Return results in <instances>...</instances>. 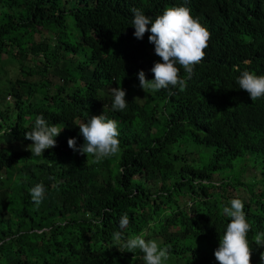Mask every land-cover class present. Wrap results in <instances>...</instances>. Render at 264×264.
Masks as SVG:
<instances>
[{
  "label": "trees",
  "instance_id": "1",
  "mask_svg": "<svg viewBox=\"0 0 264 264\" xmlns=\"http://www.w3.org/2000/svg\"><path fill=\"white\" fill-rule=\"evenodd\" d=\"M179 6L210 32L205 57L191 78L177 65L184 91L143 93L139 105L130 85H140L141 70L154 79L162 61L150 33L134 37L130 10L154 20ZM244 70L264 75V0H0V182L16 160L33 174L0 194V264H138L144 254L122 245L140 233L169 247L167 264H218L213 245L230 221L222 206L238 188L252 193L241 184L252 165L260 191L244 209H253L251 264H261L264 248L252 238L264 232V98L252 102L239 88ZM117 86L127 92L124 111L112 108ZM102 114L118 124L113 156L96 161L59 147L40 163L23 151L39 115L80 147L76 121ZM40 183L37 206L30 189Z\"/></svg>",
  "mask_w": 264,
  "mask_h": 264
},
{
  "label": "clouds",
  "instance_id": "2",
  "mask_svg": "<svg viewBox=\"0 0 264 264\" xmlns=\"http://www.w3.org/2000/svg\"><path fill=\"white\" fill-rule=\"evenodd\" d=\"M130 11L133 13L134 37L142 40L146 33H150L148 41L154 45L155 55L162 62H155L151 68L154 75L152 80L146 78L143 70L138 72L140 84L138 87H141L143 92L138 89L134 98L130 92L129 100L138 103V99L143 97V104H145L143 93L147 96L148 93L169 89L170 87L184 91L187 82L186 79L180 76V68L177 65L183 68L188 78H191L194 67L201 63L205 57V49L208 47L211 36L210 32L201 25L198 18L192 16L190 8L186 6L167 7L154 20L145 15L141 9L132 8ZM149 25H151L150 28ZM237 83L240 89L248 93L252 102L264 98V75H257L254 72L244 70L240 72ZM111 94L113 97V110L124 111L128 105L126 90L121 86L112 87ZM171 94L169 92V95ZM76 124L84 138V143L80 147L76 146L74 138L60 139L58 137L64 127L62 128L58 124L50 125L43 115L37 116L33 129L25 133L24 139L31 141V143L26 142L22 146L23 151L29 152L32 159L40 163L47 156L53 155L59 147L64 149L69 147L81 155L94 157L96 161L113 156L120 151L118 124L115 120L106 118L104 114L91 115L85 119H78ZM260 138L264 142V135H260ZM242 157L247 156L243 155ZM11 170L13 171L11 178L5 179L4 183L0 182V194L8 193L12 185L15 186L19 179L29 183L33 178V174L17 160L15 163L12 162ZM244 172L241 184L244 188L247 185H252L253 190L251 194L244 189L234 190L231 194L234 198L229 199L222 206V214L227 216L230 221L226 222L224 226L226 230L220 236L218 247L216 248L213 245V257H215L218 264H251L253 249L248 239L251 225L248 222L247 214H253V209H246L249 211L246 212L244 202L249 196L260 191V188H258L260 186L254 183L256 179H259V171L252 165ZM246 173L255 174L248 177ZM45 192L46 189L43 183L30 189L34 204L40 205ZM239 192H241L240 195ZM184 205L192 207L191 209L195 208L191 201H187ZM196 215L195 221L203 224V216L199 213ZM128 224L129 217L125 213L120 220V228L123 229ZM208 226L220 227V224L209 223ZM113 239L118 242L123 240L122 232L114 233ZM252 239L257 248H264V232L256 233ZM122 246L129 251L139 249L144 254V262L141 261L138 264H167L170 258L168 246L161 247L157 240L145 239L143 233L128 237L124 240ZM260 261L261 264H264V252L260 253Z\"/></svg>",
  "mask_w": 264,
  "mask_h": 264
},
{
  "label": "rangeland",
  "instance_id": "3",
  "mask_svg": "<svg viewBox=\"0 0 264 264\" xmlns=\"http://www.w3.org/2000/svg\"><path fill=\"white\" fill-rule=\"evenodd\" d=\"M5 57V56H4ZM138 89H140L141 90V92H143V89L141 88V87H137L136 86V84H131L130 85V92H131V95H132V97L134 98V96H136L137 95V92H138ZM138 103L140 104V105H142L143 103H144V98L142 97V98H139L138 99ZM255 173H252V174H247L246 173V175L248 176V177H250L249 175H251V176H253ZM236 192V191H235ZM241 194V192H239V195ZM232 198H234V197H230L229 199H232ZM184 203H186V202H183V203H181V204H184ZM141 264H144V263H141Z\"/></svg>",
  "mask_w": 264,
  "mask_h": 264
}]
</instances>
